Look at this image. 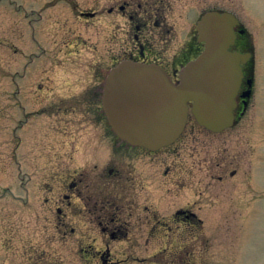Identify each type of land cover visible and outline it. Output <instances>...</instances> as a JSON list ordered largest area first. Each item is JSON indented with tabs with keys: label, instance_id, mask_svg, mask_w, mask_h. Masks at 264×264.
Here are the masks:
<instances>
[{
	"label": "rangeland",
	"instance_id": "1",
	"mask_svg": "<svg viewBox=\"0 0 264 264\" xmlns=\"http://www.w3.org/2000/svg\"><path fill=\"white\" fill-rule=\"evenodd\" d=\"M109 1L0 0V264H87L82 260L80 245H93V237L95 246L106 240L98 231L89 229L88 221L80 213L81 200L73 198L71 206L58 215L55 208L62 202L58 193L68 176L78 179L84 172L82 167L87 166L84 164L91 149L101 150V164L106 165L107 149L130 148L116 137L104 134L105 121L98 135L79 106L66 117L56 115L52 105L57 107V104L52 100L80 95L94 82L98 85L99 67L102 80L103 72L113 63L105 56L109 46H102L104 58L100 64L95 59L97 40L102 37L104 41L110 33L109 17L85 20L78 15L100 5L107 7ZM117 1L120 5L123 0ZM178 3L181 7L169 10L167 17L174 22L173 30L181 41L185 35L195 34L197 19L208 10L235 15L252 42L254 85L244 114L238 115L240 105L235 109L232 127L213 134L189 117L186 133L164 149L196 150V178L204 172L203 162L217 161L215 155L220 153L219 149H230V155L238 161L234 168L245 179L239 175L243 180L230 194L207 178L196 185V194L201 195L196 214L202 221L196 234L176 228L152 229V223L171 217L178 199L182 197L180 203L184 204L187 196L193 194L188 182L178 190L170 180L177 178L178 167L162 175L161 152L154 153L150 155L148 171L151 230L136 232L140 228L135 224L127 239L108 242L113 252L132 244L131 254L138 257L133 264H145L140 261L147 252L143 250L144 242L150 245L153 260L175 257L180 263L181 256L188 253L193 264H264V0H179ZM126 20L118 14V60L123 58L128 41L122 29L134 28ZM19 135L22 149H32L33 156L22 165L20 174L12 157ZM53 149L66 153L68 176L60 180L51 176L57 171L52 172L48 166L55 161Z\"/></svg>",
	"mask_w": 264,
	"mask_h": 264
},
{
	"label": "flooded vegetation",
	"instance_id": "2",
	"mask_svg": "<svg viewBox=\"0 0 264 264\" xmlns=\"http://www.w3.org/2000/svg\"><path fill=\"white\" fill-rule=\"evenodd\" d=\"M178 1L144 0L142 2V0H123L122 4L119 5L117 0H110L107 7L100 5L96 10L91 12H80L78 15L81 19L85 20H101L100 18L102 16L109 17V21H111L110 33L104 41H102V37L97 40L95 59L100 64L104 58L102 55V46H109L106 49L107 53H105V56H107V59L113 60V63L103 72L102 80V70L99 67L96 75V78L100 76L98 85L94 82L92 85H87L85 91L80 95H72L66 99L52 100L54 104H57V107L52 105L54 107L52 111L56 115L61 114L66 117L71 112H76L78 110L76 107L79 106L84 118L92 125L95 132L100 135L102 122H106L101 108L103 79L114 64L122 59L156 64L168 75L171 82L176 83L182 66L192 60L198 52V40L195 35H185V38L181 41L176 37L173 30L172 26L174 22L167 17L169 10L181 7ZM17 5L21 7V4L17 3ZM134 5H136V9L133 10ZM119 13L134 28L132 30L130 28L122 29L125 31L124 38L128 41H125L123 58L118 60L116 56L118 39L117 20ZM141 13L144 14V17H142ZM244 34L245 32L242 35ZM130 39L131 41H129ZM249 73L251 74L248 69L243 71L244 77L239 94L247 89L243 85L249 80L247 76ZM17 90L20 91V86L17 87ZM239 103L243 104L248 102L247 100L245 102L240 97ZM241 114H243L242 107L239 112V115ZM106 126L108 130H104V134L108 133L115 137L110 126L107 124ZM184 133H186V130ZM181 136L177 141L181 139ZM16 141L15 149L12 151V157L16 170L20 174L22 165L24 163L26 164V161L31 160L33 156L31 155L32 149H28L27 151L26 149H22V138L20 135L16 136ZM129 148L107 149L109 156L105 158L106 165L101 164V150L91 149L87 161L84 164L87 166L82 167L84 172L80 173L78 179L68 176L67 163L64 162L66 153H60L59 149H53L56 151L52 158L55 161L50 164L48 163V166L52 172L56 170L57 173L53 172L51 176H55L57 180L64 178L65 175L68 176L61 185V193H58L62 202L60 206H56V213L62 215L63 209L66 210L71 206L73 198L81 200L80 213L88 221L90 225L89 229L92 228L93 231H98L102 239H106L101 242L99 241L97 246H95L96 239L93 237V245L91 243L88 245H80L79 249L83 257L82 260L87 264H133V262H136L138 257L133 258L131 254L133 251L132 244H127L122 250L119 248L114 249L113 252L110 245L111 242H108V240L120 242L127 239V235L136 228L135 224H139L137 227L140 228L136 232L145 231L149 233V229L151 228L148 206L150 199V182L148 178L150 155L161 152L160 158H162V161L160 165L162 166L163 176L168 175L170 168L174 166L176 168L178 167L177 178L175 181L170 179L178 187V190L187 182L193 188V194L190 193L187 196L188 198L185 199L186 203H180L182 197L178 199V207L172 212L171 217L167 221L158 220L156 223L154 222L155 225L152 223L154 225V227L152 225V229L160 228L171 231L176 228L177 231L183 230L186 233L196 234L202 225V221L196 214L197 200L201 196L196 194V185L199 186L202 184L203 178H207L208 180H213L217 185L220 184L226 188V191L230 194V191L234 190L235 186L237 184L239 185L240 181L245 179V176L239 174L236 168H234L238 164V161L237 157L230 155V149H219L218 151L220 153L215 155L217 161L203 162L204 172H200V177L196 178V150L186 149L185 152L184 149H181L184 151L181 152L180 149H158L153 151L134 146H129ZM190 151L191 155L188 154ZM167 159H173L174 162L166 161ZM54 163L57 164L53 166ZM36 166L37 164L32 167ZM239 175L243 179H240L238 177ZM185 176L188 177L185 178ZM155 180L157 181V179ZM241 184L245 185V182ZM172 192L174 191L172 190ZM140 200L141 204H139ZM143 213L145 214L143 215ZM140 216L143 217L141 220ZM86 234L88 233H84L83 235ZM83 239L85 240L86 237ZM99 239L101 238L99 237ZM149 246L148 242H144V247L142 246L143 250L147 252L145 254L146 256L140 261L145 264H193V259H188L187 257L188 253L187 256H181L180 263L176 262L175 257L167 258L166 260L165 258L161 259L155 256L157 259L153 260L149 254ZM166 249L165 247L162 253Z\"/></svg>",
	"mask_w": 264,
	"mask_h": 264
},
{
	"label": "water",
	"instance_id": "3",
	"mask_svg": "<svg viewBox=\"0 0 264 264\" xmlns=\"http://www.w3.org/2000/svg\"><path fill=\"white\" fill-rule=\"evenodd\" d=\"M237 21L229 13L207 12L197 22L203 51L172 84L154 64L123 60L104 82L102 107L117 136L146 149L173 143L189 113L206 130L219 133L233 124V109L249 55L229 51Z\"/></svg>",
	"mask_w": 264,
	"mask_h": 264
}]
</instances>
